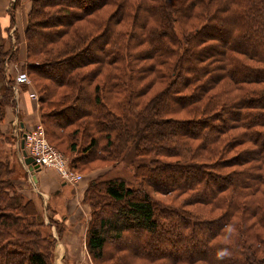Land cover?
<instances>
[{
    "label": "trees",
    "instance_id": "obj_1",
    "mask_svg": "<svg viewBox=\"0 0 264 264\" xmlns=\"http://www.w3.org/2000/svg\"><path fill=\"white\" fill-rule=\"evenodd\" d=\"M30 2L22 33L14 14L0 28V117L15 93L7 65L22 63L46 138L89 121L69 145L76 163L131 170L85 189L94 263L264 264V0ZM10 143L0 134V264H56Z\"/></svg>",
    "mask_w": 264,
    "mask_h": 264
},
{
    "label": "crops",
    "instance_id": "obj_2",
    "mask_svg": "<svg viewBox=\"0 0 264 264\" xmlns=\"http://www.w3.org/2000/svg\"><path fill=\"white\" fill-rule=\"evenodd\" d=\"M6 2L7 0H0V23L2 28H7L10 25L8 13L11 12V8L7 7L8 5H6ZM30 5L31 2L29 0L28 7L26 6L28 11ZM18 7L19 5L14 8L16 12H20L22 15L21 18L25 12L27 18L28 11L26 8L21 10L20 7ZM16 17L18 20L20 19L18 14H16ZM21 20L22 19H20L19 23L15 20V26L10 29V33L13 34L14 29L19 33L20 31L23 32L26 22L25 24L23 23V29H20ZM17 25L19 26V29H17ZM21 51L23 52V50ZM22 55H24V53H22ZM33 93L35 92H32L30 89L26 90V92H22L17 86V90L14 93L13 107H8L6 114L3 117H0V134L10 135L14 140L12 147L9 145V147L13 148L15 151V156L12 159L18 160L19 167L22 169H20V176H16V185H18L21 193L32 201L34 208L42 214V217L44 218L46 216V223L50 224V230L56 238L54 249L55 247H59L60 250H62L63 245L68 242L67 240L64 241L65 235L68 236L69 234L74 233V224L79 223L80 225H83V227L84 225L88 226L90 214L86 204L82 203V197L78 198V193H80L83 187L79 188V185H75V183L73 184L62 180L55 169L51 167L42 168L31 174L33 182L29 178L27 167L21 160V140L19 136L15 134L20 131L15 130L19 128L25 129V127L33 128L36 125V122L40 121L38 98L36 97V93L34 97L30 95ZM33 183L37 184V192L32 189ZM31 190H33V192ZM43 205L46 214L41 212V207ZM83 206H86V208ZM47 212L56 221L49 218ZM53 221L58 224L59 232L58 228L53 224ZM68 243L67 248L69 249L72 245L70 244V241ZM70 250L71 249L67 250V254H69Z\"/></svg>",
    "mask_w": 264,
    "mask_h": 264
},
{
    "label": "rangeland",
    "instance_id": "obj_3",
    "mask_svg": "<svg viewBox=\"0 0 264 264\" xmlns=\"http://www.w3.org/2000/svg\"><path fill=\"white\" fill-rule=\"evenodd\" d=\"M18 2L19 3L16 6L19 5L21 10L26 8V6L28 7L29 0H19ZM13 4H14V0H7V2H6V5H8L7 6L8 8H11L13 6ZM26 10H27V8H26ZM13 13H14V17H15L16 21L18 20V18L16 17V14L19 15L20 19H22L21 22H20V29H23L24 24L26 22L25 12L23 13V17L22 18H21L22 15L20 14V12H16L15 9L13 10ZM9 15L12 16L13 14L11 12H9L8 13V18H9ZM20 19L17 21L18 23H19ZM80 23H82V22H80ZM16 27H17V29H19L18 25ZM0 28H2L1 23H0ZM20 33H22V32L20 31ZM10 34H12V33H10ZM66 38H67V36H63V38H60L58 41L61 42L63 40L62 42H65ZM13 42H14V40H11V44ZM11 44L9 45V47H12V49H14L15 47L13 45H11ZM18 47H19V54L22 55V53L25 52V46H24V44H21ZM21 50H23V52ZM19 67L22 69V63L19 64L17 62H12V63L7 65V70L9 69L8 72L13 74V76H14L15 74H17V71H18ZM20 72H24V71H20ZM27 76H28V74H27ZM28 80H29L28 83L19 84L18 87L20 88V90L22 92H26V90L28 88L32 92L36 93L35 88H34V83H32V81L29 78V76H28ZM64 91H69V93H71V90H66L64 87H60L59 89H57V94H61L62 95V93H65ZM36 97L38 98V106H39V110H40L39 96H38L37 93H36ZM118 97L119 98H113V99H117V101L118 100H122V97H120V96H118ZM60 98H62V96L61 97L60 96L50 97L47 100L48 103H49L48 107H50L52 109H55V110L60 109L62 111L61 108L64 106V103L60 102ZM107 105L111 108L110 103L107 104ZM114 106L116 107L117 103H115ZM50 108H48V109H50ZM44 111H46L45 107H44ZM51 113L52 112H50V114ZM52 121L57 122L58 120L55 119V120H52ZM88 122L89 121H86V123H88ZM39 123H41V126L44 129L43 131H45V133H48L47 129L42 124L41 120L39 122H36V125L33 128L38 126ZM86 123H84V125ZM84 125H82L79 128L76 127V129H73V126L66 127V128H61V130H60L58 135H52L51 138H46L47 141L49 142L48 145L51 146L53 149H55L58 153H60L62 155L63 161H65V159H66V166L69 168V170L72 173H76V174H79V175L82 176V179L80 180L81 182H79L78 184H75V185H79L78 186L79 188L83 187V189L80 191L81 194L78 193V198L82 197V199L84 197L85 189H86V187L88 185V182L91 179H94L96 181H102V180H105V179L108 180L109 178H112L113 176H116L118 174L121 175L122 172L125 174V178H129L131 176V170L130 169L129 170L126 169L127 166L125 167L124 163L119 165L117 168H114V164L113 163H111V164L108 163V162L105 163V162L100 161V160L93 161V162L89 163L88 165H82V163H76L78 157L80 156V149H79V152L72 151L70 149L69 145L74 143V142H76V140H77V143L75 145H78V144H79V146L82 145V142H81V140L79 138H80V136H82V131L84 130ZM73 131L74 132L76 131L77 135L73 136L72 135ZM45 136L47 137V134ZM6 137L11 142L8 145H10L12 147V144H14V140L10 139L8 137V135H6ZM102 143H103V141H102ZM3 147H5V146L3 145ZM14 156H15V151L12 152L11 159ZM64 157H65V159H64ZM12 161L18 167V171H17V175H16L18 177L21 174L20 173L21 167H19L20 165H19L18 160H13L12 159ZM61 179L64 180L62 177H61ZM32 182H30V183H32ZM32 189L35 192H37V184L33 183ZM33 190H31V191L33 192ZM154 197L158 198V200H160V201L161 200L162 201H168V202L169 201H174L173 198H172V195H169V196L161 195L160 196V195L154 194ZM186 198L187 197L185 196V194L180 195V196L176 197V201H174L172 204L178 206L179 203L184 201ZM86 206L89 209V206L87 204H86ZM86 206H83V207L86 208ZM188 209H189V206H188ZM41 212L46 214V211H44V205L41 207ZM89 214H90V211H89ZM47 215H48L49 218L53 219V217L48 212H47ZM53 220H55V219H53ZM89 220H90V218H89ZM44 221L45 222L47 221L46 220V216L44 217ZM50 221H52V220H50ZM55 221H53V224L55 225V227L58 228V224H56ZM47 224H49V223H47ZM74 226H75L74 229H73L74 233L69 234L68 236L65 235V237H64V241L65 240H67L68 242L70 241L71 242L70 244L72 245V247L69 248V249H71L69 254H67V250H69L67 248V244H69L68 242H66L63 245V249L62 250H60L59 247H55V249H54V246H53L52 249H51V251H52V253H51L52 260L56 264H71V263H74V264H96V263H94L93 259L91 258L90 253L88 252V249H87V245H86L87 228H88L87 225H84V227H83V225H80L78 223V224H74ZM43 230H45V227L43 228ZM44 232H47V231H44ZM260 250L261 249H259L257 251V253H256L258 256L261 255ZM100 263L103 264L101 261H100ZM107 263L113 264L114 261L107 262Z\"/></svg>",
    "mask_w": 264,
    "mask_h": 264
},
{
    "label": "built area",
    "instance_id": "obj_4",
    "mask_svg": "<svg viewBox=\"0 0 264 264\" xmlns=\"http://www.w3.org/2000/svg\"><path fill=\"white\" fill-rule=\"evenodd\" d=\"M28 76L24 72L17 71V74L14 77L13 88L16 91L17 86L19 84L28 83ZM32 97L35 94H30ZM15 134L19 136V138L24 140V150L27 155L31 156L33 159V165H35L39 170L42 168L51 167L55 169L60 177L64 179V181L69 183H78L82 179V176L76 173H72L69 168L66 166V159L63 161V157L60 153H58L55 149L49 146V142L46 139L45 131L41 125L36 126L35 128H19L16 129ZM21 160L23 161V156L21 155ZM34 169V172L35 170ZM29 178L31 179V172L28 171Z\"/></svg>",
    "mask_w": 264,
    "mask_h": 264
},
{
    "label": "water",
    "instance_id": "obj_5",
    "mask_svg": "<svg viewBox=\"0 0 264 264\" xmlns=\"http://www.w3.org/2000/svg\"><path fill=\"white\" fill-rule=\"evenodd\" d=\"M21 148H22V155L24 157V164L27 165L28 167V171L29 172H32L34 171V169H36L37 167L35 165H33V159L31 156L27 155L25 150L23 149L24 148V140L22 139L21 140Z\"/></svg>",
    "mask_w": 264,
    "mask_h": 264
}]
</instances>
